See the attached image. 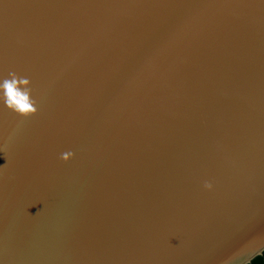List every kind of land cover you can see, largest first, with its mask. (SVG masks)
I'll use <instances>...</instances> for the list:
<instances>
[{
    "label": "water",
    "instance_id": "obj_1",
    "mask_svg": "<svg viewBox=\"0 0 264 264\" xmlns=\"http://www.w3.org/2000/svg\"><path fill=\"white\" fill-rule=\"evenodd\" d=\"M13 78L0 264L263 254L264 0H0Z\"/></svg>",
    "mask_w": 264,
    "mask_h": 264
},
{
    "label": "clouds",
    "instance_id": "obj_2",
    "mask_svg": "<svg viewBox=\"0 0 264 264\" xmlns=\"http://www.w3.org/2000/svg\"><path fill=\"white\" fill-rule=\"evenodd\" d=\"M26 79L5 80L0 84V92L3 93V100L5 105L19 114H28L34 111L30 95L26 86L28 85ZM71 154H63V158L67 159Z\"/></svg>",
    "mask_w": 264,
    "mask_h": 264
},
{
    "label": "trees",
    "instance_id": "obj_3",
    "mask_svg": "<svg viewBox=\"0 0 264 264\" xmlns=\"http://www.w3.org/2000/svg\"><path fill=\"white\" fill-rule=\"evenodd\" d=\"M248 264H264V252L262 255H258L252 259V261Z\"/></svg>",
    "mask_w": 264,
    "mask_h": 264
}]
</instances>
